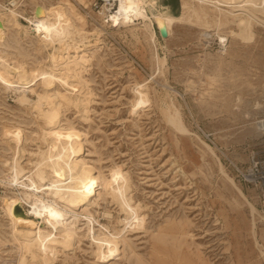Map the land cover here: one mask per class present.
Instances as JSON below:
<instances>
[{"label":"rangeland","instance_id":"obj_1","mask_svg":"<svg viewBox=\"0 0 264 264\" xmlns=\"http://www.w3.org/2000/svg\"><path fill=\"white\" fill-rule=\"evenodd\" d=\"M80 1L24 0V15L17 10L31 16L37 3L61 2L87 29H101L71 41V58L89 59L86 68L73 66L78 78H65L63 69L65 79L50 85L43 84L39 66L53 48L38 44L33 29L26 35L2 20L7 28L1 53L23 62L29 76L15 82L16 89L0 83V264H264V13H257L243 36L238 16L214 19V3L199 17L183 14L182 0H144L150 16L183 17L166 38L154 22V42L137 21L102 24L104 17ZM63 54L66 49L56 52ZM140 83L148 93L142 102L134 89ZM23 87L32 103L50 95L42 101L45 109L51 101L58 109L54 125L31 103H21ZM50 127L81 135L78 159L92 169L94 192L74 208L60 203L68 220L76 219V233L64 243L54 231L58 241L47 248L39 244L32 258L13 239L3 208L2 198L18 190L6 180L4 162L12 146L26 149L24 164L35 159L30 152L52 141L43 133ZM120 178L140 205L134 229H123L125 213L106 189ZM29 210L25 201L15 205L17 214L39 221ZM88 214L96 234L123 229L127 238L106 260L94 252Z\"/></svg>","mask_w":264,"mask_h":264},{"label":"bare ground","instance_id":"obj_2","mask_svg":"<svg viewBox=\"0 0 264 264\" xmlns=\"http://www.w3.org/2000/svg\"><path fill=\"white\" fill-rule=\"evenodd\" d=\"M197 2L200 3L199 5L197 4L198 6H195L192 5L193 3L190 2V0H182L181 8L183 14L187 11H192L199 17L202 15L205 16L208 14L204 11L205 5L214 3V5H212L216 10L214 19L217 21L222 18L225 21L222 17L225 13L238 16V31H240V35L243 36L250 31L252 21H254L255 18L258 19V17H256L257 13H264V0H250L248 2L245 0H197ZM79 4L85 6L89 5L88 0H81ZM0 6V9L6 10V12H0V45L7 28L2 20L3 18H7L11 22L12 27H14V24L17 29H22L26 35H28V28L33 29L36 32L33 38L38 44L53 48L54 53L52 56L48 57V60L45 58L40 60L39 69L41 70L40 76L43 84L50 85L54 83L56 79H63L66 75L65 74L63 77L60 75L63 69L66 70L64 72L68 73L65 78L72 79L78 76L73 66L77 68H86L89 59L83 54L71 58L72 55H69L68 49L71 46V41H75L77 38H79V40H76V42L83 41V39L89 37L90 34L96 33V31L97 33L100 32V28L96 27L94 30L87 29L83 18L72 14L70 8L61 2L49 5L37 3L31 13L32 15L24 16V20L30 25L21 23L19 21L20 18L18 20V16L21 14L17 9H8L5 4L1 2ZM83 15L86 17L85 14ZM187 16H189V14L186 15V17ZM112 18L114 21L113 25L115 26H128L130 24H136L137 21L142 24L143 30L148 35L149 40L155 42L156 31L153 26L154 22H156L160 34L161 28H165L170 35L174 22L183 17L162 13H151L150 16L146 11L144 0H119L118 8L114 12ZM103 23L107 24L108 22L106 19L102 18V24ZM60 49H66L67 55L63 54L57 56L56 52ZM1 52L0 49V83L5 85V89H16L14 88L16 86L15 82L22 84L21 80L26 79L27 71L24 68L23 62L21 63L16 60L10 61L3 56V52ZM43 67H46L48 70ZM35 77L37 78V75ZM69 79L66 80L69 81ZM27 83H30V81H27ZM67 85L68 83L66 86ZM146 87V83H140L136 84L134 88L135 93L138 95L137 100L139 102L144 101L148 96ZM26 91H28L26 87L18 91L20 93L19 99L23 104L30 101L26 96ZM47 94H37L38 99L33 103H29L37 110L39 116L41 115L44 117L49 121V124H53V119L56 117L58 109L54 107L55 104L53 106L50 105L53 101L48 104V108L45 109L43 107L44 103L42 100L45 99L48 102L50 99V95ZM52 100L54 99L52 98ZM60 104L58 103V105ZM177 127L180 130H186L182 125H177ZM43 133L47 136L52 135V141L45 147L38 146L37 151L30 152V155L35 156V159L29 158L28 162L24 164L22 157L26 149L12 146L11 159L5 160L4 162L8 167L5 178L10 185H13V183L17 185L18 188L16 189L18 190L15 191L13 195L2 198L3 208L13 239L17 241L20 247L25 252L29 253L32 258L36 256L35 248H37L39 244L47 248L49 243L58 241L54 231L66 241H63L64 243H67L72 235L76 233V219L68 220L66 217L67 211L60 203H65L66 206L74 208L81 204L83 205L90 193L94 192L92 190L93 186H91L92 169L78 159V155L82 148L81 135L75 132H66L62 128L53 129L52 127L49 129L47 128ZM28 165L31 167L28 168ZM106 189L108 194L118 202L121 210L125 213L122 219L125 226L122 228L126 230H129V228L134 229L136 220L140 217V205L133 202L129 193L127 181L123 178L110 180ZM21 201H25L30 205L29 211L35 215L39 221L24 217L15 212V205ZM91 217L92 215L87 217L89 226V228H87L89 231H93L94 229L92 223L90 226V222H93L94 219ZM40 222H45L47 225L45 226ZM105 228L108 229L107 226H105ZM123 229L113 231L109 229L108 233L100 231L97 234L93 231V234H91V243L98 259L106 260L112 253L117 250L119 251L121 246L127 244V238L121 235Z\"/></svg>","mask_w":264,"mask_h":264},{"label":"built area","instance_id":"obj_3","mask_svg":"<svg viewBox=\"0 0 264 264\" xmlns=\"http://www.w3.org/2000/svg\"><path fill=\"white\" fill-rule=\"evenodd\" d=\"M23 1L24 0H6L4 4L8 9H17L20 13H22L20 10H22L24 5ZM117 1L118 0H92L88 6L84 5L83 7L88 9L89 13L93 12L102 15V17H104L107 21L114 24L112 16L117 9ZM19 17L25 19L22 15Z\"/></svg>","mask_w":264,"mask_h":264},{"label":"water","instance_id":"obj_4","mask_svg":"<svg viewBox=\"0 0 264 264\" xmlns=\"http://www.w3.org/2000/svg\"><path fill=\"white\" fill-rule=\"evenodd\" d=\"M161 35L163 36V37H168L169 36V34H168V32L165 30V28H161Z\"/></svg>","mask_w":264,"mask_h":264}]
</instances>
